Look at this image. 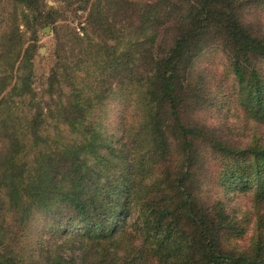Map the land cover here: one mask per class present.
Instances as JSON below:
<instances>
[{"label": "trees", "instance_id": "obj_1", "mask_svg": "<svg viewBox=\"0 0 264 264\" xmlns=\"http://www.w3.org/2000/svg\"><path fill=\"white\" fill-rule=\"evenodd\" d=\"M56 1L61 3L59 8L50 7L46 10L45 0H11L14 11L19 7L26 11L22 12V18L28 26L26 30L29 32L30 43H26L25 47V40L15 15L11 25L6 22L0 32V108L6 103L5 97L8 96V133L2 134L7 123L1 118L3 114L0 112V146L5 149L4 155L0 150V162L8 165L4 171L5 174L8 170V175H0V201L4 206H8V212L15 218L19 228L21 229L23 223L30 218L32 208L39 207L44 213L50 210L51 203H55L57 207L62 206L59 209L62 213L58 210L53 215H47V218L53 217L61 225L65 214V222H70L68 225L74 223L76 226V222L85 224L78 233H71L76 236H84L82 234L86 233L85 237H75L86 241L82 259L85 264H264V148L260 145L230 147L226 145L227 142H219L209 137V141L216 147V157H223L227 161L223 162L221 167L224 171L222 182L227 183L228 188L230 185H237L239 188L248 184L256 185L253 196L262 212L258 215L260 235L248 252L223 248L222 237L232 229L228 217L219 203L210 209L199 201V193L191 187L187 170L182 169L171 187L170 200L175 205L173 208L168 207L169 203L162 207L152 203L143 190L137 189V175L134 182L130 177L126 178L121 174V181H117L103 196L101 194L102 197L96 193L85 195L90 160L102 159V165L106 166L112 153L113 157H116L110 149L109 136H106L105 132L99 133L88 122L96 105L108 98L109 89L97 88L94 97H90L83 93V88L76 85L75 79L65 70L60 74L56 72L60 68H67L70 57L67 40L77 35L67 33L72 32L69 25L56 26L54 34L58 46L53 52L54 69L46 86V93L50 96L49 102L43 103L34 99L32 66L34 57L38 54V26L42 23L55 24L59 19L65 18L66 12L74 15L78 11L82 12L91 0ZM236 5V0H177L179 13L176 24L179 28L173 44L164 56H154L153 53L151 55V51L144 48L145 44L137 40L135 44L128 40L124 46L121 41H116V44L106 51L107 61L102 62L101 72L105 75L104 78L108 77V87L121 82L122 86H131L136 92L143 91L145 96V125L135 133L127 131L126 128L123 135L124 141L130 139L129 137L136 138V142L130 139L133 146L127 151V155L134 154V159L144 163L145 159L150 162L155 152L160 157L171 152V135L169 137L168 128L166 130L164 125L166 116L172 120L173 130L187 152L192 148L193 142L199 141L206 133L205 130L203 133L202 130L183 126L180 114L190 99L188 84L184 83V74L191 63L189 60L205 36L213 30L219 31L233 46L236 53L231 63L234 77L239 87L248 89L252 94L250 111L256 113L255 121L264 122V81L258 72L247 64V58L250 56L264 61V40L254 37L245 27ZM99 14L95 10L93 14L87 13L86 24L93 25L95 17ZM99 24L101 27L102 22ZM79 25L81 33H86V28L81 27L82 23ZM61 29H64L62 36L59 33ZM133 52L140 55L141 60L148 62L134 67L133 61L137 59ZM16 61L19 63H15ZM133 75H137L136 80H133ZM8 87L10 90L6 93ZM65 88H68V91H65ZM55 94L60 98L61 105L58 116L63 118L72 131L83 136L82 143L78 144L83 152L71 154L69 149L73 150V147L64 146L63 153L69 155L68 159L72 161L63 166L67 170L68 178L64 173L60 176L63 180L58 185L55 180V187L48 193L43 186L38 188L34 183H25L21 167L15 160L24 150L22 136L25 132L37 140L40 137L46 114L45 108H41L39 103L47 104V108L51 107V110L60 106L53 100ZM14 96L19 99L21 105H25L23 108L34 106L36 109L28 121L22 119V127L18 117L14 116L16 109L12 110V106H9ZM245 107L242 106V110H246ZM52 115H55V112H52ZM103 150L105 154L101 153ZM72 156H75V159H72ZM162 161L165 162L166 158ZM131 205L139 208L140 219L136 225L138 233L142 236L138 242L140 247L134 248L124 245V238L120 237L123 231L115 235L118 227H113L115 218L129 210ZM67 212L70 217H67ZM16 214L20 217H15ZM191 232L193 236L188 235ZM4 236L7 235L0 228V237ZM8 236L13 235L8 232ZM15 251L16 247L10 243L7 253L0 243V264H30L21 262ZM69 258L67 253H51L45 260L35 264H70L77 259Z\"/></svg>", "mask_w": 264, "mask_h": 264}, {"label": "rangeland", "instance_id": "obj_2", "mask_svg": "<svg viewBox=\"0 0 264 264\" xmlns=\"http://www.w3.org/2000/svg\"><path fill=\"white\" fill-rule=\"evenodd\" d=\"M236 2L242 23L254 37L264 40V1L236 0ZM60 6L61 3L56 0L44 2L46 10ZM16 10H13L11 0H8V4L7 0H0V32L6 22L11 25L15 15L25 40V47L26 43H30L29 32L26 30L28 26L26 20L22 18V12L26 11L20 7ZM94 10L100 14L95 17L93 25H87L86 15L89 12L93 14ZM178 13L177 0H91L82 12L78 11L75 15L66 12L65 18L59 19L55 24L42 23L38 26V54L35 55L32 66L33 96L35 100L49 102L50 96L46 93V86L48 77L54 69L53 52L58 46L54 34L55 27L69 25L72 32L67 33H71L70 35L77 33L78 37L73 35L67 40L69 41L67 48L70 51L67 68H60L56 72L60 74L65 70L75 79L76 85L83 88V93L90 97H94L97 88L109 89L108 98L96 105L88 122L99 133L105 132L106 136H109L110 149L116 155L113 157L112 153L109 156L110 162L106 166L102 165V159L90 160L85 195L91 196L96 193L102 197L103 193L110 191L117 181H121L122 175L130 177L134 182L137 175V189L143 190L152 203H157L158 207L169 203L168 207L173 208L175 205L170 200L171 187L182 169L187 170L191 187L199 193V201L210 209L219 203L232 224L229 223L232 227L230 233L222 237L223 248L248 252L259 238L258 215L264 213L254 201L253 191L256 185L248 184L242 188L230 185L228 188L227 183L222 182L224 171L221 169L223 162L227 161L223 157H216V147L209 141L210 137L219 142H227L226 145L230 147L260 145L264 148V122L259 119V122L255 121L256 113L250 111L252 94L248 89L239 87L232 71L231 63L236 56L233 46L219 31L213 30L205 36L197 50H194L189 60L191 63L184 74V83L188 84L190 99L181 110L180 120L183 126L197 131L202 130L203 133L205 130L206 133L199 141L193 142L192 148L187 152L173 130L172 120L164 117V125L166 130L168 128L169 137L171 135V152L160 157L155 152L157 150H154V158L152 157L150 162L145 159L143 163L134 159V154L127 155L136 138L129 137L133 142L128 138L123 140L126 128L127 131L135 133L145 125L143 91L136 92L131 86H122L121 82L113 83L109 88L108 77L104 78L105 75L101 72L102 62L107 61L105 53L116 44V41H121L124 46L128 40L132 44L137 40L145 44L144 48L151 51V55L153 53L154 56H164L177 35ZM79 23H82L81 27L86 28V33H81ZM59 33L62 36L64 29ZM41 49L43 50L40 53ZM133 54L137 59L133 61L134 67L148 62L141 60V56L136 52ZM247 64L256 70L264 81V61L250 56L247 58ZM136 79L137 75H133V80ZM9 90L10 87L5 92ZM65 91H68V88H65ZM5 99L6 103L0 108V112L3 114L1 118L6 120L7 127L2 134L8 133V96ZM53 100L59 104L60 98L55 94ZM39 105L45 108L44 114L48 115L43 119L40 137L37 140L25 132L22 136L24 150L16 156L15 162L21 167L25 183H34L38 188L43 186L49 193L56 185L55 180L57 185L63 180L60 176L65 173L68 178L67 170L63 166L72 161L68 159L69 155L63 153L64 146L73 147V150L69 149L71 154L83 152L78 147L83 141V136L72 131L63 118L58 116L60 104L52 110L51 107L47 108V104ZM9 106H12V110L16 109L14 116L20 120V127L23 126L22 119L28 121L29 116L36 111L34 106L23 108L25 105H21L16 96L12 98ZM242 106H246V110H242ZM154 111L156 112L155 108ZM52 112H55V115H52ZM0 150L4 155L5 149L0 146ZM101 153L106 152L103 150ZM164 158L165 162L162 161ZM72 159H75V156H72ZM7 166L5 162H0V175L4 174ZM4 175H8V170ZM133 206L115 218L113 227H118L115 235L123 231L120 235L124 238L123 244L134 248L140 247L138 242L142 236L138 233L136 225L140 219L139 208ZM56 207L57 204L51 203L50 210L44 213L39 207L32 208L30 218L23 223V229L22 227L20 229L15 218H12L10 211L8 212V206H4L0 201V228L7 235L0 237V243L4 249L6 248V252L8 253V244L11 243L16 247L15 255L24 263L42 262L49 254L62 252L70 255L69 260L77 258L70 264H85L82 263V259L85 255L86 241L75 237H85L86 233L82 234L84 236L71 235L72 232L81 231L85 224L76 222V226L74 223L68 225L70 222H65V214L61 225L53 217L47 218V215H53L62 208L61 205ZM59 212L62 213L61 210ZM15 217L20 216L16 214ZM67 217H70L68 212ZM8 232L13 236H8ZM188 235L193 236V233Z\"/></svg>", "mask_w": 264, "mask_h": 264}, {"label": "water", "instance_id": "obj_3", "mask_svg": "<svg viewBox=\"0 0 264 264\" xmlns=\"http://www.w3.org/2000/svg\"><path fill=\"white\" fill-rule=\"evenodd\" d=\"M42 50H43V49H41L39 52L41 53Z\"/></svg>", "mask_w": 264, "mask_h": 264}]
</instances>
